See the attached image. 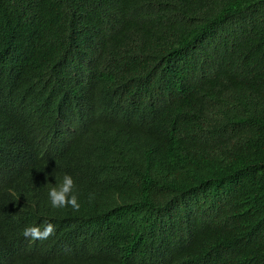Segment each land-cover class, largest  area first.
<instances>
[{
  "label": "trees",
  "instance_id": "obj_1",
  "mask_svg": "<svg viewBox=\"0 0 264 264\" xmlns=\"http://www.w3.org/2000/svg\"><path fill=\"white\" fill-rule=\"evenodd\" d=\"M36 120L83 196L1 216L25 264H264V0H0V139Z\"/></svg>",
  "mask_w": 264,
  "mask_h": 264
},
{
  "label": "clouds",
  "instance_id": "obj_2",
  "mask_svg": "<svg viewBox=\"0 0 264 264\" xmlns=\"http://www.w3.org/2000/svg\"><path fill=\"white\" fill-rule=\"evenodd\" d=\"M106 109L107 105L103 104L86 121L90 126L89 131L77 116L78 136L83 140L71 147L64 143L66 160L70 157H78L80 164L84 166L88 162V154L93 150L92 143L109 144L110 139L122 130L118 128ZM34 127H39L37 120L24 128L10 129L0 139V264H25L18 251L7 242L1 216H15L28 209L36 211L42 209L47 215L55 214L54 208L73 211L80 207V199L83 196L79 191L83 184L72 177L71 173L74 171L66 160L49 158L32 141L24 138V135L33 132ZM19 141H22V144H19ZM46 165L49 167V172ZM2 172H5V175ZM40 225H44L43 231L35 225L25 227L24 237L41 239L42 242L50 239L54 231L51 221L45 220ZM1 232L4 233L3 236ZM58 262V264H76L71 261Z\"/></svg>",
  "mask_w": 264,
  "mask_h": 264
},
{
  "label": "bare ground",
  "instance_id": "obj_3",
  "mask_svg": "<svg viewBox=\"0 0 264 264\" xmlns=\"http://www.w3.org/2000/svg\"><path fill=\"white\" fill-rule=\"evenodd\" d=\"M15 128V127H14ZM11 129H13V128H11Z\"/></svg>",
  "mask_w": 264,
  "mask_h": 264
}]
</instances>
